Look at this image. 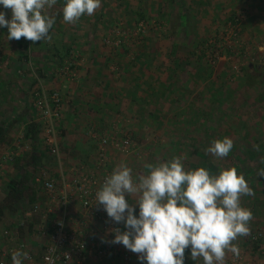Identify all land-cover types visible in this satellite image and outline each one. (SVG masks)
Instances as JSON below:
<instances>
[{
    "label": "rangeland",
    "instance_id": "rangeland-1",
    "mask_svg": "<svg viewBox=\"0 0 264 264\" xmlns=\"http://www.w3.org/2000/svg\"><path fill=\"white\" fill-rule=\"evenodd\" d=\"M177 1L102 0L101 7L93 15L82 16L76 22L79 26L73 28L75 31L69 30V36H75L77 42L58 45L71 48L68 60L64 65H53L52 61L46 65L45 73L50 77L48 87L40 81L46 88L57 90L65 103L60 125V159L67 166L83 159L90 162L95 147L100 163L97 142L105 138L117 145L105 147L107 166L126 164L132 169L134 179L148 173L147 165H157L175 156L185 157L182 163L186 171L203 167L215 175L222 169L233 168L234 164L242 173L247 168L253 169L247 180L253 195L241 197L242 207L252 212L250 234L238 237L233 243L239 247L238 257L243 264H264V176L258 175V170L264 169V0ZM57 4L46 10L55 19L63 17L64 3L61 7ZM124 5L130 7V11L147 13L152 19L148 26L142 22L136 26L133 22L136 16L126 14ZM184 6L189 9L188 31L191 35L187 37L190 38L182 33ZM0 11L5 13L6 19H11V10L0 7ZM231 14L235 15L237 24L227 29L226 18ZM131 19L129 26L127 21ZM7 32V28H0V72H9L8 76L18 85L26 86L25 82L30 79L32 84L38 69L36 64L48 61L45 56L52 48L54 37L50 41L37 42L23 37L8 40ZM216 41L223 47L233 46L231 56L213 55V59L208 51L207 59L195 64L191 53L197 46L193 45L199 42L205 47ZM123 43L131 48L139 47L148 56L140 63L136 62L135 67L129 65L128 69H121L118 65L126 66L128 60L120 59L123 50L116 51V48ZM25 44L29 46L27 52L23 50ZM133 50L128 54L130 59L136 54ZM25 54L29 57L28 62ZM109 58L111 61H106ZM172 58L178 59L179 63L172 64ZM174 66H177L175 70ZM151 82L153 89L150 90L147 83ZM159 83L166 87L160 89ZM32 91L33 88L29 95L33 100ZM130 92H135L134 96H130ZM0 110L5 113L7 107ZM207 111L210 116H203L202 112ZM4 135L8 133L4 132ZM14 136L10 134L15 144L21 143L22 137ZM225 137L233 141L227 157L218 158L206 153L213 141ZM26 147L27 143L21 144L22 150ZM4 151L2 149V153ZM193 151L202 153L205 158L201 160L192 154ZM235 152H238V160ZM249 152L259 155L256 159L249 158ZM50 158L46 155L40 168L54 169L52 162L56 160ZM30 159L23 163L31 166ZM22 160L20 158V164ZM10 164L5 163L0 169L2 202L8 198L11 184L4 180ZM27 168L20 179L24 183H27L25 178L30 180L35 172ZM24 195L28 200L27 194ZM15 201L9 205L14 213L18 204ZM129 202L135 203L136 198L130 197ZM132 206L136 209L134 214L138 215V206ZM109 220L110 228L121 232L127 230L122 222ZM10 229L0 225L2 248L7 247L3 238H6L5 232L10 234ZM25 236L22 242L27 244L29 239ZM100 237L114 239V235L110 237L107 233ZM133 255L136 257H131L129 262L96 258L88 263L141 264L139 254ZM184 256V264H203L202 258L191 259L190 249H185ZM233 257L231 252L226 253L225 264Z\"/></svg>",
    "mask_w": 264,
    "mask_h": 264
},
{
    "label": "clouds",
    "instance_id": "clouds-1",
    "mask_svg": "<svg viewBox=\"0 0 264 264\" xmlns=\"http://www.w3.org/2000/svg\"><path fill=\"white\" fill-rule=\"evenodd\" d=\"M58 0H0V7L11 10V19L0 11V28H7L8 40L50 41L55 17L46 10ZM102 0H64L65 23H75L91 16ZM233 141L216 140L205 151L215 157H227ZM175 156L157 165L149 164L146 175L133 178L132 169L120 164L105 178L96 192V205H101L115 223L126 231L114 229L112 244H121L139 254L141 264H184L185 249L193 261L203 264H225L226 253L239 256L233 242L250 234L252 212L242 207L241 197L253 195L246 179L235 168L211 174L206 168L186 171ZM264 176V169L258 170ZM127 197V199H126ZM136 202L130 203L129 198ZM136 205L139 208L138 215ZM12 264H24L29 253L15 250Z\"/></svg>",
    "mask_w": 264,
    "mask_h": 264
},
{
    "label": "built area",
    "instance_id": "built-area-1",
    "mask_svg": "<svg viewBox=\"0 0 264 264\" xmlns=\"http://www.w3.org/2000/svg\"><path fill=\"white\" fill-rule=\"evenodd\" d=\"M67 70V69H66ZM37 92L33 96L32 106L36 111L37 122L42 126L43 142L48 153L57 163L56 172L40 171L34 179V184L40 186L45 192L51 207L59 214V219L54 221L49 229L47 244L44 247L42 264H84L88 258H113L123 262H129L131 257H136L133 252L127 251L121 244H112V239L101 238V234H113L115 228H110L109 217L101 205H96V192L116 167L107 166L106 149L117 146L114 141L108 142L103 138L97 142L99 161L92 172L79 169L76 171L64 170L60 159L61 121L63 113V99L59 92L46 88L38 81ZM128 145L127 142H124ZM106 147V149H105ZM19 143L15 150H9L0 157V166L12 163L18 156ZM75 174L72 176V174ZM56 174V175H55ZM77 202L79 209L70 215L71 202ZM48 212V211H47ZM32 213H43L39 207H35ZM29 213L27 217H31ZM70 215V216H69ZM25 220L20 226L23 227ZM6 238L11 235L5 232ZM16 236L18 234L16 233ZM260 236V235H259ZM255 238L254 241H256ZM18 250H25L24 243L15 241ZM136 254V253H135ZM7 254L0 250V264H6ZM27 262L34 263L30 255ZM228 264H243L239 257H233Z\"/></svg>",
    "mask_w": 264,
    "mask_h": 264
},
{
    "label": "crops",
    "instance_id": "crops-1",
    "mask_svg": "<svg viewBox=\"0 0 264 264\" xmlns=\"http://www.w3.org/2000/svg\"><path fill=\"white\" fill-rule=\"evenodd\" d=\"M64 0H58V7L63 6ZM61 16V15H60ZM63 17L61 16L60 18L55 19V23L53 25V28L50 30V36H51V40H52V36L54 37V40H52L51 42H53L51 44L52 48L50 51H47L45 58H48L47 62H40L39 64H36L37 67H40L41 65H43L46 68V65H48L51 61L55 60L54 59V53L56 51V49H58L60 46H58L59 44L62 43H74L77 42L75 40V36H69L70 34L68 33L69 30H71L72 32H74L75 30L73 28L78 27L79 25L75 22V23H65L64 20H62ZM18 61V59H15V62ZM18 63H20V61H18ZM15 64V63H14ZM12 69H10V72H14ZM9 72H0V108L4 109V106L7 107V112L3 113L0 110V128L3 131L1 138V144L2 142L4 144H2V148L4 149L5 152L9 151L8 148H10V150H12L14 148L15 145V139H11L10 134L11 135H15L16 138H21L24 136L28 125L31 122H37V115L35 110L33 109L32 106V99L31 96L29 95L30 90L32 89V85H31V79L28 80L27 82H25L26 86H23L24 84H20L18 85V83L13 82L12 81V77L8 76ZM14 74V73H13ZM8 76V77H7ZM13 76V75H12ZM31 76V75H30ZM36 78V76H34ZM8 78V79H7ZM49 75L46 76L45 80L41 79L43 83H46V86L48 85V79H49ZM45 86V87H46ZM48 87V86H47ZM78 92V91H77ZM81 92V91H79ZM73 94L76 93V91H72ZM64 101H63V107H64ZM8 114V115H7ZM4 132L8 133V135H4ZM14 136V137H15ZM13 137V138H14ZM8 140V141H7ZM20 140V139H19ZM21 140H23L21 138ZM8 144V146H7ZM26 145V143H25ZM28 147L30 146V144H28ZM12 146V148L10 147ZM26 147V148H28ZM24 149L22 150L23 152L26 153V151H28V149ZM94 158H90V162H84L85 159L80 160V162H75L73 163V165H66L63 164L64 170H68V172L70 171H76L79 169H83L85 171L88 172H92L93 170L96 169L98 160H97V149L94 147ZM3 153L1 154V156L3 155ZM18 157H16V161L10 164V170L7 172V177L4 178L5 176H3L4 180H6L7 182H21V175L22 174H26V170L28 169L26 164H24V160L28 161L30 156L25 157V154L17 152ZM25 157V158H24ZM20 158H22V163L20 164ZM89 161V160H88ZM30 162H28L29 164ZM20 164V165H19ZM42 165L37 166V168L41 167ZM4 167L3 165L0 166ZM31 168V167H30ZM33 170V168H32ZM42 170H47L52 172L51 169H45L42 168ZM57 170V167L54 168V171ZM1 172V171H0ZM75 174L73 173L72 176H74ZM2 178V177H1ZM27 179V178H25ZM34 179L35 177H32V182H27V186H34ZM6 182V183H7ZM12 185V184H10ZM35 187V186H34ZM35 190L37 191L36 194V201L37 204L36 206L39 207L40 209L43 210L42 216L39 218L37 217H27L29 215L30 212H26L24 214L23 217H25V222H27L28 226L26 229H23V232L20 234V236H16L17 230V223L20 220V216L21 214V207L20 204H24L27 205V201L23 199H20L19 201L16 200L15 204H17V206H15L16 208V213L13 212L12 207H4L2 209H0V225H5V227H11L12 229H10V235H11V239L8 238H3L5 241H3L4 243H6L7 247L2 248L1 246L3 245V243L0 246V250L3 252H5L7 254L6 258H5V262L6 264H12V253L15 250H18L17 247V243L15 241H19L21 243L22 240L26 237L25 235L28 236V242L27 244H25L26 248L24 251H27L30 255H32L33 257V262L34 263H30L27 262V260L24 262V264H42L41 261V256L44 250L45 245L47 244V237H48V231L52 225V223L54 221H56L57 219H59L60 214L50 205V202L45 194V192L41 189V191L39 192V188L36 187ZM2 200L0 201V205H2L3 203H1ZM27 208V207H25ZM24 208V210H25ZM79 209V205L77 202L72 201L71 202V206H70V215L75 214L76 216V212ZM48 211V212H47ZM69 215V216H70ZM22 217V218H23ZM32 218V219H31ZM30 221H34L35 223H31ZM31 233V234H30ZM4 247V245H3ZM92 259H96L95 257L92 258H88L86 261V264H89L88 262L91 261ZM108 259V258H105ZM112 259V258H111ZM115 261V260H114Z\"/></svg>",
    "mask_w": 264,
    "mask_h": 264
},
{
    "label": "trees",
    "instance_id": "trees-1",
    "mask_svg": "<svg viewBox=\"0 0 264 264\" xmlns=\"http://www.w3.org/2000/svg\"><path fill=\"white\" fill-rule=\"evenodd\" d=\"M177 2H182V0H178ZM184 7L185 8H184L183 17H182V19H184V26H183L182 33H184L185 34L184 36L187 37V36L191 35V33L188 31V30H190V27L188 25V21H189L188 12H189V9H188V7L186 8V6H184ZM123 9L125 10V13L126 14H134L136 16V19L133 20V22H135L136 26L139 25V23H141V22L142 23H147V26H148L149 21L152 20V19H150V18L147 17L148 15L144 11H141V10L140 11L139 10H136V11L132 10V11H130V7H128L127 5H124L123 6ZM129 21H132V19L127 21L128 25L130 26L131 24H130ZM156 22H157V20H156ZM235 24H237V19H236L235 15H232L231 14L229 17L226 18V27H227V29L229 27H234ZM149 26L152 27V28L154 27V26H151V24ZM187 38H190V37H187ZM23 46H24L23 47L24 52H27L28 47H29L28 44H25ZM128 46H129L128 44L123 43L118 48H116V51H119L120 49L123 50L122 51V54H120V57H121L120 59L126 60V61L128 60L127 63H126L127 64L126 66L125 65H122V66L118 65L121 69H123V68L125 69V67H126V69H128L127 67H129V65H132L133 67H135L136 62L137 63H140V60L143 57H147L148 56L146 54V52H141L139 47H135L134 46V48H131V47H128ZM193 46H195V47L197 46L195 48V51L193 50L192 53H191L195 57V64H200L201 61L207 59L206 58V54H207L208 51L210 52L209 54L212 57H213V55H214V57H215V55L218 56V57H220V56H231V51L233 50V46H231V45H225V47H223L221 45H218L217 41L214 42V43H211L209 45L206 44L205 47H204V44L202 46V44H200L199 42L195 43ZM132 49H134L133 51H135L136 54L133 55L134 57H132L130 59V57H128V54L132 51ZM71 52H72L71 51V48H68L67 45L62 46V47H59L58 49H56V51L54 53L55 54L54 55V59L55 60L52 61L53 65H56V64L64 65L65 64L64 61L65 60H68V56H69V54H71ZM25 56H26V61L28 62L29 61V57L26 54H25ZM214 57H213V59H215ZM107 60L111 61V58L106 59V61ZM146 60H148V59H146ZM170 60H171V63L172 64H175L176 65V63H179L178 59H173L172 58ZM144 63H146V61H144ZM207 63H208V61H207ZM206 66H207V64H205V67ZM176 67L174 66L173 69L175 70ZM45 71H46V68L43 65H41L40 67H38V69L36 70V73H35L36 78L33 80V83L34 84L32 83L34 85V87H32L33 88V91H32V95L33 96L37 92L36 90H38L36 88V85H37L38 81H41V79H44L45 80V78L47 76V73H45ZM15 72L17 73V71H15ZM133 79L136 80L137 77L133 76ZM147 84H148L147 85V89H150V90L153 89V86H152L153 85V82L147 83ZM160 87H161L160 89H162V88H165L166 85L163 84V83H161L160 84ZM134 90H137V89H134ZM56 92H58V91L56 90ZM134 93L135 92H132V93L130 92V96H134ZM164 94H165V90L162 91V95H164ZM207 110H209V109H207ZM207 112H202V114L204 113L203 116H210V112H208V113ZM62 118H63V115H62ZM61 126H62V121H61ZM246 132H247V130H246ZM2 134H3V131L0 128V137L2 136ZM61 134H62V131H61ZM244 134H245V136L247 135V133H244ZM22 139L23 140H20L21 143H19V147H20L19 151H22L21 144H25L27 142H28V144H30V149L28 151H26V153L22 151V154L24 153L25 154V157H26V155L31 157V159H30L31 166L30 167L33 168L34 171H35L33 173V175L31 174V176L32 177H36L40 171H43L42 168L39 167L40 168L39 169V168H37V166L42 165L41 162L44 159H46V155H48L49 158L52 157V156L49 155L48 150L46 148V145L43 142V130H42L41 124L39 122H36V123L35 122H31L28 125L27 130H26L24 136L22 137ZM2 144H4V143L2 142ZM2 144H1V138H0V157H1V154H2V149H1L2 148L1 147ZM15 145H17V144H15ZM39 146H42L41 149H40ZM10 147L12 148V146H10ZM13 150H15V147L13 148ZM235 153L236 154H234V156L236 157V160H238V158H239L238 155H237L238 152H235ZM249 153H250V156H251L249 158H253V159H256L257 158L256 156L259 155L258 153H256V154L255 153H252V152H249ZM192 154L193 155H196L201 160H203L205 158L202 153H200V152L198 153L197 151H193ZM52 159H54V158L52 157ZM16 160L17 159L15 157L14 160H13V162H15ZM50 160H51V158H50ZM54 161H55V159H54ZM52 163L55 164L54 167H57V163L56 162L55 163L52 162ZM262 166H264V164ZM233 168H235L237 170V173L238 174H242L244 176V178L246 179V181L249 180L248 174L251 173V172H254L253 169H248L247 168V170H245V172L242 173V172L238 171V168L239 167L236 164L233 165ZM45 171H47V170H45ZM52 172L54 173V172H56V170L54 171V169H53ZM32 177H29V178H31L29 180V182H32ZM26 182H28V177L26 179ZM11 184L12 185H10V187L8 189L9 190L8 191V198L5 199L2 202L3 204L0 205V209L4 208L5 206L6 207L9 206L12 201H15V200H18L19 201L20 199H23V198H24V200H26V197H25L24 194H27V197H29V199L26 200L27 201V208H25L23 204H20L21 214L22 215L20 216V220L18 221L17 227H16L17 234H18V236H20V234L23 232V229H26L27 226H28L27 222H25L23 224V227L20 226L21 223L23 222V220H25V217H23L24 214L26 212L32 213L33 209L35 207H37L36 206V204H37V201H36L37 191L35 190V188L38 187L39 188V190H38L39 192L41 191V188H40V186H38L36 184H34L35 187L34 186L33 187L32 186H27V183H24V182H19V183L14 182V183H11ZM24 208H25V210H24ZM0 212H2V211H0ZM37 216L40 218L42 216V213H32V215H31V217H37ZM255 246H256V248H259L257 245H255Z\"/></svg>",
    "mask_w": 264,
    "mask_h": 264
}]
</instances>
